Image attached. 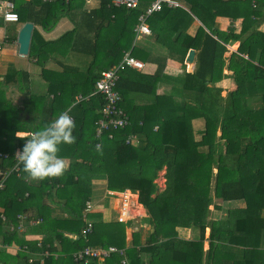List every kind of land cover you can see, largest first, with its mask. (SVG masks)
<instances>
[{
	"label": "trees",
	"instance_id": "trees-1",
	"mask_svg": "<svg viewBox=\"0 0 264 264\" xmlns=\"http://www.w3.org/2000/svg\"><path fill=\"white\" fill-rule=\"evenodd\" d=\"M13 1L20 20L46 30L72 10L68 5L72 0ZM200 1L199 7L190 5L202 22L194 35L185 31L194 20L190 13L178 8L185 16L169 14L173 9L164 6L153 14V37L167 46L168 55L182 68L177 75H170L165 72L168 55L150 56L141 51L145 62H155L158 67L152 74L133 68L120 73L115 89L129 122L125 128L103 132L100 138H95V123L102 117L105 100L101 94L89 95L102 69L116 64L132 44L135 10L108 6V0H101L98 8L82 10L78 19L71 16V31L54 40L32 39L29 57L37 63H45L54 51L74 52L77 58L73 66L60 63V71L41 68L47 89L37 93L41 95L31 93L29 87L23 89L26 98L13 115V124L0 111V140L8 137V142H0V150L9 154L0 161V168L8 170L17 162L10 142L21 145L24 139L15 136L13 128L35 131L65 111L76 125V150L71 155L58 153L70 157L69 168L58 178L45 179V183L43 180L36 202L30 203L42 207L36 227L43 233L39 247L37 241H24L22 233L8 228V218L16 222V213L29 211L25 202L31 194L23 197L24 189L13 186L26 185L21 166L20 176L13 172L11 180L7 177L0 190V208L5 216L0 217V240L4 248L15 242L48 254L42 262L31 264H74L72 253L86 245H116L124 250L127 264H219L221 260L224 264H264V250L260 248V241H264V32L252 28L259 24L264 6L260 7V0H222V4L237 3L233 7L236 13ZM225 14L231 20L242 16L239 32L232 22L226 30L218 28L215 16ZM33 34L38 35L36 30ZM234 41H239L238 52L223 56L225 44ZM190 48L196 49V65L188 72L182 62ZM223 70L231 72L222 77ZM20 76L27 78L28 74L21 71ZM77 93L83 99L76 101ZM50 94L53 98L45 103ZM135 94L140 98L137 102H133ZM21 110L25 116L30 115L29 120L31 115L36 119L39 114V122L21 117ZM7 130L8 135L3 133ZM128 135H135L137 142H127ZM97 143L102 155L96 151ZM161 170L165 180L159 190L155 179ZM96 177H103L109 190L127 188L138 194L147 213L143 221L150 227L142 241L136 232L125 247L124 224L104 223L93 212L88 215L93 221L92 232L87 240L80 235L83 209ZM47 192L68 217L51 214L53 208L42 201ZM241 200L245 207L235 214L231 212L224 219L212 216L223 202ZM183 228L197 229L198 234L186 241L189 252H176L172 242L178 240ZM206 228L210 230L207 237ZM246 234L254 239L252 248L244 247ZM204 239L208 240L206 250ZM225 241L229 244L223 245ZM27 257L22 249L14 255L0 250L1 264H27ZM122 257L113 253L103 262L93 259L80 264H121Z\"/></svg>",
	"mask_w": 264,
	"mask_h": 264
},
{
	"label": "crops",
	"instance_id": "crops-1",
	"mask_svg": "<svg viewBox=\"0 0 264 264\" xmlns=\"http://www.w3.org/2000/svg\"><path fill=\"white\" fill-rule=\"evenodd\" d=\"M40 1L41 2H53V1L55 2L56 0H40ZM89 2H90V0H72L70 3H68V5L72 9V10H70V13H68L65 16L60 17L59 20L55 23V25L52 28H50L49 30H46L41 25H36L32 22L34 25L33 31L36 30L38 35L34 37L33 31H32L31 41L33 38H34V40H37V41H39L40 39H43L45 41L54 40V39L58 38L60 35H62L63 33L67 32V31H71L74 28V22H73L71 16L73 15V16H75L74 18L78 19L77 16L79 15L80 12H82V10H85L87 12L90 9L98 8L100 6L101 0H95L92 5L88 6L87 4ZM176 2H177V4L174 6H167V8L173 9L171 12H169V14L179 13L183 17L185 15H183V13L180 11L181 9L190 13L192 15L193 19H195L196 22L198 23V24H196L195 21L193 20L191 22L190 26L188 28H186L185 31L187 33H192V30L195 29L196 26L198 27L199 25H202L201 24L202 22L200 19H198L196 17V15L190 9H192L191 6L199 7L201 4V1L200 0H176ZM223 2H226V1H223ZM13 3H14V1H13ZM111 4L112 3L109 2L108 6H110ZM146 4H147V1H144L143 5L140 6V9L135 10L136 17L140 12L143 11L142 8ZM252 4L254 6V4H255L254 1L252 2ZM216 5H219V4H216ZM113 6H115V5H113ZM234 6H238V4L234 3ZM115 7H119V6H115ZM178 8H180V10H176ZM14 9H15V3H14ZM74 11H77L78 13H75ZM224 11H225V9H224ZM234 12H236V11H234ZM17 13L19 14L18 10H17ZM155 13H157V12H155ZM223 15H216L215 19H214L215 23L218 25V28H220L221 30H226L227 27L230 25V22H232L233 28H234V25L236 28H238V25H239L238 23L241 22V24H242V22H243L242 16H236L235 19L231 20L226 16L228 14H225V16H223ZM155 18H156V16H154L152 14V16L150 18H148V20H147V23L151 29V33L149 35L140 34L138 36H136L134 33L132 44L124 51V53L126 51H130L131 55H133L134 57H136L137 59L141 60L144 63L143 69H141V70L134 69V70L146 72L149 74H152L157 69L158 64H156L155 62H151V61L145 62V60H143V58L140 56L141 51H143V53L147 52L148 55H150V56L154 55V56H160V57L167 56L168 51H169L165 44L155 40V38L153 37L154 32L152 31L151 24L156 23ZM259 20H260L259 24L252 25V28L256 29V26H257V28L260 27V29H257V30L264 32V12H263V14H261V17L259 18ZM24 22L22 20H20V17H19L18 21H16V22L4 21V19L2 17V2L0 1V45H1V48H0V111L5 112L6 116L10 119L9 123H11V124H13V122H11V120L13 119V115H16L15 114L16 110L18 108L22 107V103H23L24 99L26 98V94H24V92H23L24 98H23V94L20 93L21 91L20 92L15 91V93L12 92L16 85H20V84L15 83L14 80H16V82L19 80H22V81H24L25 87H29L30 89L34 90L35 83H37L38 81H39L38 83H40L41 81L45 82L43 80V77L41 76V73H42L41 68L42 67H44L46 69H50V70L60 71L61 67H62L61 64H64L65 66H73L72 64L75 61V59L77 58V56H75L73 54L74 52H72V53H68V52L67 53H61V52H55L54 51V52H52L51 57L47 61H45V63H41L42 64L41 65L40 62L37 63L33 59H31L29 57V53L27 55L19 54L18 53V44H17V35H18V31H19L20 27L22 26V24ZM13 23L17 24L16 27L13 25ZM134 23L135 24L137 23V19ZM135 24H134V26H135ZM134 26H133V28H134ZM142 35L152 37L154 47L151 44H148L144 47H138L136 45L137 39H139ZM234 42L236 44H239V41H234ZM234 42H232V43H234ZM226 45H229V44L227 43V44H225V46ZM107 46L109 47L110 45L106 44V47ZM30 47H31V44H30ZM106 47H105V49L107 50L108 47L107 48ZM29 50H30V48H29ZM66 50H68V49H66ZM195 52H196V49H195ZM124 53H123V55H124ZM103 54H105V52H103ZM195 57H196V55H195ZM100 58L102 59L103 56ZM122 58H123V56H122ZM121 59L119 61H121ZM166 61H167L166 66H165V72L166 73H168L169 70H175L176 68L181 66V63L179 61L173 59L169 55L167 56ZM114 65L110 66L109 68H105V69L103 68L102 71L106 70V69H110ZM195 65H196V58H195ZM195 65L191 69H194ZM187 67H188V65H187ZM180 70L181 69H179V71ZM21 71L26 72L28 74V77L26 78V77L20 76L19 74ZM168 74H170V73H168ZM45 83H47V82H45ZM46 89H47V84H46L45 91H46ZM37 92H39V90ZM79 95L82 97V95L80 93H77L74 95L76 101H78L77 97ZM89 96H91V95H89ZM52 98H53V95L50 94L46 98L45 103H48ZM138 100H140V98L138 96H136V94H135L133 97V102H137ZM19 112H18V115H19ZM21 112L22 113H20V116L25 117V119L29 120L30 115L28 114L25 116L24 111L21 110ZM58 115L53 120H55L58 117ZM39 117H40L39 114L36 115V119L34 118V115L33 116L31 115V120H29V121H32V119H34V121H32V122L37 123L36 120L37 119L39 120ZM2 126L3 125L0 124V128H2ZM12 131L14 132L15 136L21 137L23 139L28 138L27 134L30 132H33V130H19L16 128H13ZM3 133H6L8 135L9 132L7 130ZM19 134H23V135L20 136ZM94 134H95V132H94ZM0 142H3V143L8 142V137H6V136L2 137ZM24 143H25L24 140L21 143V145L17 142L14 143V141L10 142V147L14 148V157H15L16 151L22 149V146ZM0 145H2V144L0 143ZM4 155L8 156L9 154L6 151L4 152V151L0 150V161L3 159H6V156H4ZM62 158L65 160L66 164L68 165V167H67V169H68L70 164H71L70 157L68 158V156H67V157H62ZM4 162H6V160ZM16 163L11 168H9L8 170L2 169V172L0 173V180L2 179L3 171H9V170L11 171L15 167ZM13 172L17 176H20V166H18L16 169H13V171L6 176V178L4 179V186H5L6 179L9 178L7 181L11 180L12 176H10V175ZM102 181H106V180L103 177H96L95 179L92 180L93 186H92L90 195H89L88 199L86 200L92 204V208H91L90 213H92V212L95 213V218L98 220H101L104 223L118 222L117 217H118V214L120 212V201L118 202L119 197L115 193L117 191L116 190H109L106 186V183L104 185L102 183ZM24 182L26 185L23 187L19 186L17 183H15L13 186L21 187L22 190L24 189L23 197H27L29 195V193L31 194L30 199L25 202L26 208L29 209V211H27V212L24 211L22 213H19V212L16 213L17 214L16 217L18 219V221H16V222H11L12 220H10L8 218V220H9L8 228L10 229V227H13V229L22 233L24 241H27V242L37 241L36 245H37V247H39L41 244L40 241L43 237V233L40 231V227L39 228H36V227L40 221V218L37 216L41 212L42 207H41L40 203H38L34 206H31L30 203H33V201L36 202V197H38V195H39L38 191H39L40 187H44V185L41 184L43 181L29 182L28 180L24 179ZM100 182L102 183L103 186L98 185V183H100ZM44 183H45V180H44ZM4 186H3V188H4ZM101 187L102 188L104 187V191L102 193L100 192ZM2 189H0V190H2ZM47 193H48V195L45 193L44 197L42 198V201H43L44 205H50V207L53 208L51 211V214L56 215V216H60V217H68L67 211L65 209H62L61 207H58L57 205H55L53 203L55 199L52 196H49V192H47ZM114 198L115 199L117 198L118 200L116 202L112 203V199H114ZM230 202L231 203H228V204H226V202H225V204L223 203L222 207L220 208L221 210H218V209L213 210L214 212H216L218 210L221 212V214H223L224 209L226 208L225 212H229L227 215L221 216L219 218H217L215 216L216 214L215 215L213 214L212 216L215 219H224V218H227L231 212H233L235 214V211L237 209H241V208H243V206L245 207V205H244L245 203L243 200H241V201H230ZM105 203H107V205H105ZM218 203H219V201H218ZM242 203H244V204H242ZM230 209H231V211H229ZM141 210L144 211L141 216H137L136 220L133 218H129L128 219L129 222L127 221V223L132 224L130 222V219H132V221L133 220L136 221L133 224H136V226H138V231H136V232H138V234L140 236V240L142 241L146 232H147L146 230H150L149 229L150 227L145 222H144V224H146V225L142 226L141 220H143V217H145L147 213H146L144 207ZM111 212H112V216L110 215ZM0 217H1V219L5 218V216L3 214V210L1 208H0ZM34 217H37V218H34ZM25 218H28L29 220L25 219ZM36 220H38V221H36ZM15 223H17V224H15ZM19 226H21V227H19ZM128 227L129 226L127 225L126 228L128 229ZM209 233H210L209 228H206L205 233H204L205 237H207L209 235ZM197 234H198L197 229H193V228L180 229L179 235H178L179 236L178 240H175L172 242V249L176 252H189L190 246L186 243V241L191 240V239H195L197 237ZM234 234L235 235H241L242 233L241 232H234ZM245 236H243L244 237V247L252 248L253 243H254V239H253L252 235L246 234ZM125 239H126L125 240V247H128L130 245L131 241H129L128 238H125ZM0 242H1V240H0ZM220 242H222V241H219L218 243H220ZM261 242H262V246L260 248H262V250H264V241L261 240L260 243ZM1 243H3V242H1ZM224 244L228 245L229 243H228V241H225L223 243V245ZM56 245L58 247L57 242H56ZM90 246H98V245H90ZM104 247H106V246H104ZM207 247H208V240L204 239L203 240V249L206 250ZM3 249H6L7 253H10L11 255H14L17 251H20L21 249L23 251L27 252L28 253L27 262H26L27 264H31L35 260H40L42 262V259L44 257H47V255H48L47 253L39 252L35 248L32 250H28L26 244L23 245V247H20L15 242H11L10 244H7L6 247ZM217 252H218V250H217ZM175 255H177V254H175ZM103 260L97 259L98 262H103ZM204 260H205V258H204ZM222 262H223V260H221L219 264H224V262L223 263ZM229 262H230V259H229ZM0 264H1V262H0Z\"/></svg>",
	"mask_w": 264,
	"mask_h": 264
},
{
	"label": "built area",
	"instance_id": "built-area-1",
	"mask_svg": "<svg viewBox=\"0 0 264 264\" xmlns=\"http://www.w3.org/2000/svg\"><path fill=\"white\" fill-rule=\"evenodd\" d=\"M0 1L2 2V17L4 21H18L19 15L14 9L13 1ZM144 1H147V4L143 6V11L137 15V23L133 28L136 36L140 34L149 35L151 33V29L147 23L148 18H150L155 12L163 9L164 6L176 5V0H109V2H111L115 6H123L131 10L140 9V6L143 5ZM128 68H133L136 70H141L144 68V63L131 55L130 51H126L121 61L115 64L112 68L100 72V76L95 82L94 89L90 93V95L101 94L105 100V103L100 110L102 113V117L96 121L95 135L97 138H99L105 131H109L111 129H122L128 125V115L120 107L121 95L115 89L120 73ZM77 98L78 100L82 99L80 95ZM30 133L27 134V137H29ZM109 137H111V134H109ZM126 138L127 142H137L135 135H128ZM17 167L18 164L16 163L13 169H16ZM11 171H3L2 179L0 180V189L3 188L4 179ZM115 193L120 198V212L117 217V220L119 222L128 220L129 218L136 219L137 216L142 215V213L144 212L141 210L143 209V205L139 202L138 194L136 192L135 194L132 190L126 188ZM90 211L91 204L89 201H87L86 206L83 209L84 225L80 230V235L85 239L93 229V221L88 216ZM10 229H13V227H10ZM4 246L5 245L0 242V250L4 248ZM113 253L121 254L123 257L121 258L120 263L127 264V259L124 256V250L122 248H118L115 245H109L106 247L86 245L83 248L73 252L72 257L74 264H80L82 262L87 263L88 261L93 259L103 260L110 257Z\"/></svg>",
	"mask_w": 264,
	"mask_h": 264
},
{
	"label": "clouds",
	"instance_id": "clouds-1",
	"mask_svg": "<svg viewBox=\"0 0 264 264\" xmlns=\"http://www.w3.org/2000/svg\"><path fill=\"white\" fill-rule=\"evenodd\" d=\"M75 127L73 118L65 111L50 124L31 132L15 155L18 166L25 174L23 178L29 182H40L62 176L68 165L58 153L61 145L76 142L77 138L73 135ZM95 147L102 155L101 145Z\"/></svg>",
	"mask_w": 264,
	"mask_h": 264
},
{
	"label": "rangeland",
	"instance_id": "rangeland-1",
	"mask_svg": "<svg viewBox=\"0 0 264 264\" xmlns=\"http://www.w3.org/2000/svg\"><path fill=\"white\" fill-rule=\"evenodd\" d=\"M94 1L95 0H90V2L87 4L88 6H90V5H92L93 3H94ZM204 1V4L205 5H209V4H219V5H222V9L220 10V11H223L224 9L228 12V11H234L233 10V7H234V4L233 3H227V2H225V3H223L222 4V0H203ZM261 1V5H260V7H262V5L264 6V0H260ZM218 6V5H217ZM212 11H213V9H212ZM75 13H78L77 11H74ZM194 21H195V23L196 24H198L197 22H196V20L194 19ZM239 25H238V28H236L235 27V25H234V28H235V31L236 32H239L240 31V28H241V22H239L238 23ZM13 25L16 27V23H13ZM225 26V25H224ZM13 28V27H12ZM196 28H197V26H196ZM196 28L195 29H193L192 30V33H189L190 35L192 34V35H194L195 34V32H196ZM14 29V28H13ZM256 29H260V27L259 28H257V26H256ZM152 42V43H151ZM148 44H151L153 47H154V43H153V39H152V37H150V36H146V35H142L139 39H137V43H136V45L138 46V47H144V46H146V45H148ZM229 45H226L225 46V52L223 53V56H225V57H229V55H231V53H233V52H235V53H237L238 51H237V48H238V46H239V44H236L235 42L234 43H232V42H230V43H228ZM248 55V54H247ZM247 55H245L244 56V58H248L249 56H247ZM257 56V55H256ZM257 62V61H256ZM182 63H184L185 64V61H183ZM182 67L180 66V67H178V68H176L175 70H169L168 71V73H170V75H177L180 71H179V69H181ZM185 69H186V71H189V72H191L193 69H191V68H189V67H187V65L185 64ZM231 71H228V70H223V72H222V77H224V76H226L228 73H230ZM20 75V74H19ZM14 82L15 83H17V84H20V86H21V89H19L18 88V85H16L15 86V88H14V90L12 91L13 93H15V91H18V92H20V93H22L23 94V89L25 88V85H24V81H22V80H19V81H17L16 82V80H14ZM39 82V81H38ZM35 83V86H34V90L33 89H30L31 91V93H35V95H41L42 93H44L45 92V88H46V84L47 83H45V82H43V81H41L40 83ZM43 84V85H42ZM32 86V85H31ZM33 88V87H32ZM39 90V92H37V91ZM160 91V90H159ZM158 91V92H159ZM41 92V94H37V93H40ZM17 94V93H16ZM23 98H24V94H23ZM145 98H147V96L145 97ZM20 113H22L21 111L19 112V114ZM32 121H34V119H32ZM37 122H39V120L37 119L36 120ZM20 136H22L23 134H19ZM102 136V135H101ZM100 136V137H101ZM99 137V138H100ZM95 138H97L96 137V135H95ZM98 145H99V143H97ZM96 144V145H97ZM75 146H74V144H72V145H61L60 146V152L59 153H61L62 155H71V154H73L74 152H75ZM158 177L155 179V182H156V184L158 185V188H159V190L160 189H163V187H164V180H165V178H164V170H161V171H159L158 172V175H157ZM102 183L105 185V183H106V181H102ZM102 183L100 182V183H98V185L100 186V185H102ZM103 186V185H102ZM129 190H131V189H129ZM104 191V187L102 188L101 187V189H100V192L102 193ZM133 191V190H132ZM134 192V191H133ZM135 193V192H134ZM136 194V193H135ZM92 198V197H91ZM118 199L116 198H114V199H112V203L113 202H116ZM218 200V199H217ZM120 201V198H119V200H118V202ZM219 203L221 204L222 202H220L219 201ZM224 204H225V202H223ZM222 203V204H223ZM228 203H231L230 201L229 202H226V204H228ZM91 204V203H90ZM118 204V203H117ZM221 204V205H222ZM242 204H244V203H242ZM105 205H107V203H105ZM104 205V206H105ZM245 205V204H244ZM231 207V206H230ZM244 207V206H243ZM91 208H92V204H91ZM119 209V208H118ZM232 209V208H231ZM231 209L229 210V211H231ZM218 210H221V209H218ZM216 211V212H214L213 211V214L217 217V218H219V217H221V216H225V215H227L229 212H225L226 211V208L224 209V212H223V214H221V212L220 211ZM145 211H146V209H145ZM138 213H139V211H138ZM114 214V213H113ZM110 215L112 216V212L110 213ZM136 220V219H135ZM118 221V220H117ZM127 221L128 220H125V221H122V222H119V223H123L124 224V232H125V238H128V240L129 241H132V239H133V236H134V234L136 233V231H138V226H136V224H133V223H135L136 221H132V219H130V222L132 223V224H128L127 223ZM129 222V221H128ZM146 223V222H145ZM141 224H142V226H145L146 224H144V221L143 220H141ZM129 226L128 227V229L126 228V226ZM138 225V224H137ZM142 229V228H141ZM140 229V230H141ZM246 237V236H245ZM126 240V239H125ZM116 246V245H115Z\"/></svg>",
	"mask_w": 264,
	"mask_h": 264
},
{
	"label": "water",
	"instance_id": "water-1",
	"mask_svg": "<svg viewBox=\"0 0 264 264\" xmlns=\"http://www.w3.org/2000/svg\"><path fill=\"white\" fill-rule=\"evenodd\" d=\"M34 25L30 21H26L22 24L17 35L18 53L21 55H27L29 53L30 42L32 37ZM195 49L190 48L185 56V63L189 68H193L195 65ZM2 169H0V173Z\"/></svg>",
	"mask_w": 264,
	"mask_h": 264
}]
</instances>
